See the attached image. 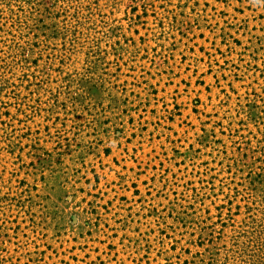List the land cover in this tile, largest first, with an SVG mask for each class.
Wrapping results in <instances>:
<instances>
[{"label": "rangeland", "instance_id": "1", "mask_svg": "<svg viewBox=\"0 0 264 264\" xmlns=\"http://www.w3.org/2000/svg\"><path fill=\"white\" fill-rule=\"evenodd\" d=\"M0 264H264V0H0Z\"/></svg>", "mask_w": 264, "mask_h": 264}]
</instances>
